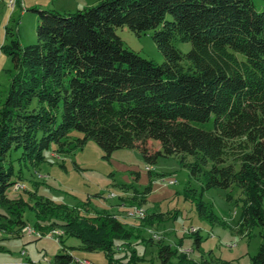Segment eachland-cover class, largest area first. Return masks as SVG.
Masks as SVG:
<instances>
[{
	"label": "trees",
	"instance_id": "trees-1",
	"mask_svg": "<svg viewBox=\"0 0 264 264\" xmlns=\"http://www.w3.org/2000/svg\"><path fill=\"white\" fill-rule=\"evenodd\" d=\"M37 12V44L22 47L7 31L15 73L0 108V204L9 211L0 220L18 230L26 225L20 210L25 201L11 198L16 181L5 166L12 149H22L23 159L37 165L52 145L58 154L71 151L77 132L83 138L76 148L93 140L107 156L137 149L148 164L159 157L193 159L184 167L193 177L203 174V191L240 188L244 223L264 227V5L260 11L254 0H100L77 14ZM124 26L139 36L154 31L165 62L125 48L116 33ZM177 41L190 43L191 50L182 53ZM212 118L213 131L193 124ZM149 141L159 150L150 151ZM41 200L36 204L71 210ZM196 206L205 214L201 199ZM101 214L54 225L88 252L110 253L118 242L133 240L138 229ZM147 217L141 226L159 223L164 214ZM262 240L253 264H264V233ZM157 245L160 264L181 258L171 245ZM134 254L127 253L125 262L114 253L108 264H132ZM73 260L59 254L53 264Z\"/></svg>",
	"mask_w": 264,
	"mask_h": 264
},
{
	"label": "rangeland",
	"instance_id": "rangeland-1",
	"mask_svg": "<svg viewBox=\"0 0 264 264\" xmlns=\"http://www.w3.org/2000/svg\"><path fill=\"white\" fill-rule=\"evenodd\" d=\"M254 2L261 11L263 1ZM99 3L100 0H0V108L15 73L8 55L12 37L7 39V31L18 38L22 47L34 45L38 43L40 23L37 11L77 14ZM116 33L125 48L156 64L165 62L154 42V31L139 36L124 26L117 28ZM175 45L185 54L191 50L190 43L177 41ZM61 111L62 107L57 113L59 119ZM214 120L193 124L213 131ZM71 137L76 141L71 151L58 154L54 152L56 145H52L45 151L44 161L37 165L23 159L22 149L13 148L8 155L5 166L13 169L15 186L19 187L17 191L14 187L11 198L21 197L25 201L20 210L26 225L20 231L0 220V264L13 260L53 264L57 255L65 253L74 259L70 264H108L114 253L126 262L127 253L132 250L137 251L132 264H160L157 244L161 242L171 245L181 256L171 264H253L263 241L264 227L257 224L248 228L244 223L245 196L240 188L203 191V174L193 177L184 167L193 162L191 158L183 163L180 157H159L155 164H148L137 149H121L107 156L93 140L76 148L77 139L83 138L81 133L73 132ZM159 147L156 141L148 142L152 152ZM203 167L209 170L211 163ZM38 198L66 205L72 211L64 213L54 203L57 209L50 204L41 205L40 201L36 204ZM200 199L205 214L197 209ZM102 212L117 215L125 224L138 229L131 242L112 246V254L85 251L78 238L70 232L66 234V228L54 225L55 221L74 222L82 214L95 220L106 214ZM0 213L9 215L1 204ZM154 213L164 217L153 226H141ZM150 238L153 243L148 242Z\"/></svg>",
	"mask_w": 264,
	"mask_h": 264
},
{
	"label": "crops",
	"instance_id": "crops-1",
	"mask_svg": "<svg viewBox=\"0 0 264 264\" xmlns=\"http://www.w3.org/2000/svg\"><path fill=\"white\" fill-rule=\"evenodd\" d=\"M160 148V147H159ZM130 210H132V209H130ZM129 210V211H130ZM122 212V211H121ZM123 213V212H122ZM129 213V212H128ZM6 263V262H5ZM10 263H12V264H25L26 262H19V263H17V262H15L14 260L13 261H10V262H7V264H10Z\"/></svg>",
	"mask_w": 264,
	"mask_h": 264
},
{
	"label": "built area",
	"instance_id": "built-area-1",
	"mask_svg": "<svg viewBox=\"0 0 264 264\" xmlns=\"http://www.w3.org/2000/svg\"><path fill=\"white\" fill-rule=\"evenodd\" d=\"M14 187H16V191L19 189L18 186H14ZM14 191H15V189H14ZM84 263H85V264H89V262H87V261H85Z\"/></svg>",
	"mask_w": 264,
	"mask_h": 264
},
{
	"label": "bare ground",
	"instance_id": "bare-ground-1",
	"mask_svg": "<svg viewBox=\"0 0 264 264\" xmlns=\"http://www.w3.org/2000/svg\"><path fill=\"white\" fill-rule=\"evenodd\" d=\"M135 213L137 214V212H134V213H132V214H135ZM141 213H142V212H141Z\"/></svg>",
	"mask_w": 264,
	"mask_h": 264
}]
</instances>
